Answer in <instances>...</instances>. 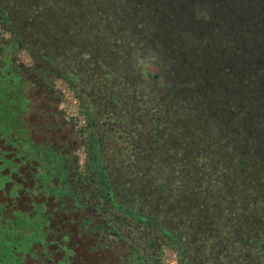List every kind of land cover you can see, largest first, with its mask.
Here are the masks:
<instances>
[{
    "label": "trees",
    "instance_id": "16d2710c",
    "mask_svg": "<svg viewBox=\"0 0 264 264\" xmlns=\"http://www.w3.org/2000/svg\"><path fill=\"white\" fill-rule=\"evenodd\" d=\"M135 1L0 0V50L32 63L9 61L6 76L46 110L24 139L0 123V249L21 234L0 264L51 244L50 264H161L163 247L177 264H264V0ZM79 43L104 69L70 71ZM56 80L79 100L83 136L46 119L62 101ZM180 133L187 154L171 159L189 171L162 150L181 146Z\"/></svg>",
    "mask_w": 264,
    "mask_h": 264
},
{
    "label": "rangeland",
    "instance_id": "374dc122",
    "mask_svg": "<svg viewBox=\"0 0 264 264\" xmlns=\"http://www.w3.org/2000/svg\"><path fill=\"white\" fill-rule=\"evenodd\" d=\"M110 1H112V0H107L108 3ZM126 1H128V3H129L128 6H133V5L137 4V2L135 0H126ZM141 7H143V6H141ZM141 9H143V8H140V6H138V11L139 12L141 11ZM162 11L164 12L163 9H162ZM144 12H147V10L144 9ZM141 20H146V19L141 18ZM7 37H8V35H4L2 38L6 39ZM72 47L74 48V50L72 49V52L69 51V58H70L69 62H71L70 71H74L75 73L81 72V73H85V74H90L89 70H91L92 73H95V70L97 69L98 66L101 67L103 65V69H104V66H105L104 65L105 61L104 60H105V58H103L101 60L96 55L97 48H95L93 50V47H91L90 51H89L88 46L82 45L80 43L77 46L73 45ZM151 57H154V56L151 55ZM9 61L10 62L12 61L11 65H12L13 68H15V70H17L16 68H21V70H22V68L30 67L31 64H32L29 55L26 52H24V51H17V52L11 53V52H9V50H0V72L2 70H5V69L8 68L7 66L10 63ZM141 66H144V68H146V70H148V72L150 74L156 75L159 72L157 66L156 65L154 66L151 63L142 62ZM161 75L162 76H160L158 78L159 79V85L160 86L162 85V87H164V81L163 80H165L166 77H164L163 74H161ZM54 88L60 94V96L62 97V101L56 107L55 112H54V110H52L53 116H54V113H55V114H57V115H55V118L58 119V121L64 120L65 122H67V119L65 118V114H64V111L62 109V104L61 103H63V100H65V97H63V94L65 95L69 91L73 93V91L69 88V86L65 82H63L61 80H56L54 82ZM28 95H29L28 96L29 100H34V101L39 103V101H38L39 96L36 93V91H34L32 89L31 91H28ZM0 116H2L1 117L2 119H3V116L6 118V116L3 115V114H1ZM5 121L8 122V125H13L14 126L13 121H9V120H7V118L5 119ZM15 124L19 125L18 123H15ZM27 124L30 125V123H27ZM25 128H26V126H25ZM84 129H85L84 126H82L81 128H78V126L75 125V124H73L72 130H69V128H68V130L71 133H74V134L77 133L80 136H83ZM20 131L22 132L21 128H20ZM179 136H181L183 138L182 140H184L182 142L181 146L176 147V146L171 144L170 146L168 145V146L162 148V150L167 152L166 155H167V164H168V166L171 163L177 169H180V167H183V168H186L185 170L189 171L191 169H194V168H191V165H189V167H188V164H191L190 162L181 160L182 157H179L180 158L179 160L171 159V158L177 157L178 155H186L187 154L188 150H185L186 149L185 141L187 139L189 140V139H192V138L187 133L186 134L180 133ZM20 140H21V142H23L21 137H20ZM34 140H36V139L31 136L30 137V141H28V142L31 143V141H34ZM39 142L40 141L38 140L35 143L33 142V144L37 145V144H39ZM166 144H167L166 138L162 139V146H165ZM29 147H31V146H29ZM198 150H199V152L198 153L195 152L194 158L200 157L201 147L198 146ZM189 152H190V154H192L191 149H190ZM73 158H74V166L76 164V168L79 171H81L83 166H84L85 159H86L85 147L84 146H80L79 148L74 149L73 150ZM79 161H82L81 166L79 164ZM200 164H201V162H200ZM195 165L198 166L197 163H195ZM7 169L8 168H5V169L1 170V176H7L8 175L9 171ZM167 169H168V167H167ZM5 186L8 188V185H5ZM1 195H2V193L0 192V196ZM29 216L32 217L33 215H29ZM13 221L16 222V220H13ZM0 225H1V228H0V231H1V230H3V226H4L2 221L0 222ZM52 232H53V235L50 234V235L45 236L43 238L44 242H47V244H49L51 241L54 240V229L52 230ZM20 237H21V234H20L19 230L14 233L13 237H10V238L7 237V236L4 237L5 241H4V244L1 247L2 248L9 247L11 242L19 241ZM34 238H36V236H34ZM34 238L32 240H34ZM1 242H3V239L1 240ZM33 246L36 247V248L41 247L40 241L35 242L33 244ZM1 249H0V251L3 253V249L2 250ZM44 252L46 254L45 255L43 253L39 254L38 258L27 256L25 264H37V263L40 262L39 260H42V259L46 263L50 264L49 261L45 260V257L53 258V260H54V245L53 244L46 245L44 247ZM7 255H8V253L7 254H3L4 257H7ZM174 256H176V258H177V254H176V252L174 250H172L171 248H168V247H166V248L163 247L162 248V252H161V264H172V262L174 260Z\"/></svg>",
    "mask_w": 264,
    "mask_h": 264
},
{
    "label": "crops",
    "instance_id": "0c3cea01",
    "mask_svg": "<svg viewBox=\"0 0 264 264\" xmlns=\"http://www.w3.org/2000/svg\"><path fill=\"white\" fill-rule=\"evenodd\" d=\"M10 71L11 69H5L0 72V115L3 114L6 116L7 120L13 121V123H18L19 128L22 130V132L20 131V135L23 138V136H28L26 133L28 127L35 126L33 120H40L39 115L41 114V110L42 112H45L46 110L40 102V106L38 105L36 107L38 109L37 112H31V110H29L31 105L30 103L34 100H29L28 91H24L21 82H16L15 79H8L6 75L10 73ZM16 89H18L21 93L18 94ZM46 115H48V118L46 117V119H49V121L52 123L51 125H54L53 113L47 112ZM1 117L2 116H0V123L10 126L8 125V122L5 121L6 118L3 116L2 119ZM40 121L43 122V119L41 118ZM27 123H30V125Z\"/></svg>",
    "mask_w": 264,
    "mask_h": 264
},
{
    "label": "built area",
    "instance_id": "2783aa9c",
    "mask_svg": "<svg viewBox=\"0 0 264 264\" xmlns=\"http://www.w3.org/2000/svg\"><path fill=\"white\" fill-rule=\"evenodd\" d=\"M63 97H65V100H63V103L61 104L67 121H74V124L77 125L78 128H81L82 126L85 127L86 122L84 116L80 111L79 100L70 91L65 95L63 94ZM79 164L81 166L82 161H79ZM172 264H177L176 256H174Z\"/></svg>",
    "mask_w": 264,
    "mask_h": 264
},
{
    "label": "flooded vegetation",
    "instance_id": "af4514ba",
    "mask_svg": "<svg viewBox=\"0 0 264 264\" xmlns=\"http://www.w3.org/2000/svg\"><path fill=\"white\" fill-rule=\"evenodd\" d=\"M16 92L19 94V93H21L18 89H16ZM31 105H30V109L29 110H31V112H37V106L39 105L40 106V104L38 103V102H36V101H32L31 103H30ZM33 123L35 124V126L37 127V126H44L45 124L43 123V122H41L40 120H33ZM51 125V124H50Z\"/></svg>",
    "mask_w": 264,
    "mask_h": 264
}]
</instances>
